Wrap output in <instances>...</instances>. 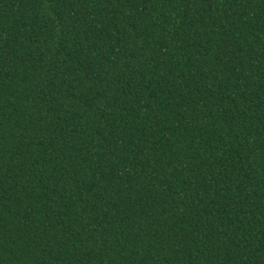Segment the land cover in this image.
<instances>
[{"label":"trees","instance_id":"trees-1","mask_svg":"<svg viewBox=\"0 0 264 264\" xmlns=\"http://www.w3.org/2000/svg\"><path fill=\"white\" fill-rule=\"evenodd\" d=\"M0 264H264V0H0Z\"/></svg>","mask_w":264,"mask_h":264}]
</instances>
